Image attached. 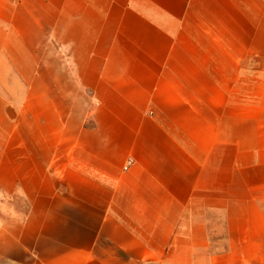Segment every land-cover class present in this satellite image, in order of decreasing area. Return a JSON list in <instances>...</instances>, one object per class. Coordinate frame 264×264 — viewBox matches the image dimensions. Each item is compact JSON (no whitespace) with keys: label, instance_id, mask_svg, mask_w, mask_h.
I'll return each instance as SVG.
<instances>
[{"label":"crops","instance_id":"crops-1","mask_svg":"<svg viewBox=\"0 0 264 264\" xmlns=\"http://www.w3.org/2000/svg\"><path fill=\"white\" fill-rule=\"evenodd\" d=\"M0 264H264V0H0Z\"/></svg>","mask_w":264,"mask_h":264},{"label":"built area","instance_id":"built-area-1","mask_svg":"<svg viewBox=\"0 0 264 264\" xmlns=\"http://www.w3.org/2000/svg\"><path fill=\"white\" fill-rule=\"evenodd\" d=\"M129 165H130V161L127 162V165L124 167V169L126 170Z\"/></svg>","mask_w":264,"mask_h":264}]
</instances>
